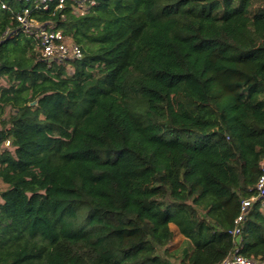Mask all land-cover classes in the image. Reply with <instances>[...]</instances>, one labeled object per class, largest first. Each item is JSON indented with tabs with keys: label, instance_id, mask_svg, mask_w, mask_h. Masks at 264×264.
I'll return each mask as SVG.
<instances>
[{
	"label": "trees",
	"instance_id": "16d2710c",
	"mask_svg": "<svg viewBox=\"0 0 264 264\" xmlns=\"http://www.w3.org/2000/svg\"><path fill=\"white\" fill-rule=\"evenodd\" d=\"M7 1L0 264L231 256L264 157V0H97L55 19L82 49L64 63L5 36L25 7ZM239 227V254L264 260L260 201Z\"/></svg>",
	"mask_w": 264,
	"mask_h": 264
},
{
	"label": "built area",
	"instance_id": "2783aa9c",
	"mask_svg": "<svg viewBox=\"0 0 264 264\" xmlns=\"http://www.w3.org/2000/svg\"><path fill=\"white\" fill-rule=\"evenodd\" d=\"M24 4L14 16L18 25L16 29L8 28L5 36L23 35L35 43L38 56L49 62L64 63L69 60H78L82 57L81 47L72 38L58 29L56 18L66 20L69 14L82 16L90 12L97 5V0H14ZM3 10H10L7 0H0ZM5 119V118H4ZM2 119V121L4 120ZM10 146V140L5 143ZM261 175L254 187L248 189L249 198L241 203L240 214L234 220L235 228L232 232L237 245L234 253L219 264H264V260L251 259L239 254L238 235L239 225L245 219L252 205L258 201L264 205V157L260 162Z\"/></svg>",
	"mask_w": 264,
	"mask_h": 264
},
{
	"label": "rangeland",
	"instance_id": "374dc122",
	"mask_svg": "<svg viewBox=\"0 0 264 264\" xmlns=\"http://www.w3.org/2000/svg\"><path fill=\"white\" fill-rule=\"evenodd\" d=\"M68 68V71L71 73L72 72V68L70 66H67ZM7 86V83L6 81H0V88L2 87H6ZM6 113L3 114V115H0V125H1V122H2V119L6 118ZM0 185L2 188H5V186L0 182ZM173 231H174V250H176L177 248H180L182 247L184 244H185V240H184V237L181 236V234L179 233V231L177 230L176 227L173 226Z\"/></svg>",
	"mask_w": 264,
	"mask_h": 264
},
{
	"label": "water",
	"instance_id": "95a60500",
	"mask_svg": "<svg viewBox=\"0 0 264 264\" xmlns=\"http://www.w3.org/2000/svg\"><path fill=\"white\" fill-rule=\"evenodd\" d=\"M37 104V101L33 102L32 105H36Z\"/></svg>",
	"mask_w": 264,
	"mask_h": 264
}]
</instances>
